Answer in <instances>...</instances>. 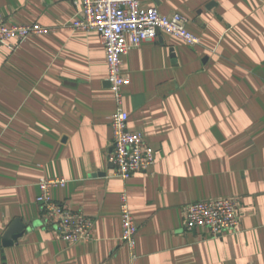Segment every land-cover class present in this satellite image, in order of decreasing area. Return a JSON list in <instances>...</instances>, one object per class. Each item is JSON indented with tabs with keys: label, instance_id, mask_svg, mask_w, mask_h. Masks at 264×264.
<instances>
[{
	"label": "crops",
	"instance_id": "obj_1",
	"mask_svg": "<svg viewBox=\"0 0 264 264\" xmlns=\"http://www.w3.org/2000/svg\"><path fill=\"white\" fill-rule=\"evenodd\" d=\"M139 1L185 15L201 42L160 33L123 57L120 106L156 153L124 180L109 161L117 103L105 49L73 27L79 0H0L9 22L48 29L0 47V264H264V0ZM44 177L67 180L53 199L92 219L90 239L68 244L45 220ZM222 197L239 199L235 230L185 228L188 204Z\"/></svg>",
	"mask_w": 264,
	"mask_h": 264
},
{
	"label": "built area",
	"instance_id": "obj_2",
	"mask_svg": "<svg viewBox=\"0 0 264 264\" xmlns=\"http://www.w3.org/2000/svg\"><path fill=\"white\" fill-rule=\"evenodd\" d=\"M80 11L73 20V27L87 32H97L105 49L108 77L117 108L111 116L113 127L112 150L109 161L115 175L128 180L136 171L146 170L155 161V149L141 131L128 129L129 114L121 108L123 87L130 82L123 72V57L146 40L166 33L182 39L189 46L200 44L201 39L188 29V19L181 13L162 14L154 7H143L139 0H79ZM39 23L9 22L0 14V47L17 49L29 36L46 33ZM12 39L16 43H11ZM67 180L61 177L41 178L37 202L42 215L53 222L59 237L74 244L91 237L93 221L80 211H73L54 201L52 190L64 187ZM240 202L235 197L202 200L187 205L184 212L185 228H208L214 236L235 230L239 224ZM120 216L122 239L135 255L139 226L130 209L126 192L121 194ZM251 264V263H249Z\"/></svg>",
	"mask_w": 264,
	"mask_h": 264
},
{
	"label": "water",
	"instance_id": "obj_3",
	"mask_svg": "<svg viewBox=\"0 0 264 264\" xmlns=\"http://www.w3.org/2000/svg\"><path fill=\"white\" fill-rule=\"evenodd\" d=\"M20 235H17V234H15L13 237H12V240H9V241H6V243L5 244H12L18 237H19Z\"/></svg>",
	"mask_w": 264,
	"mask_h": 264
}]
</instances>
